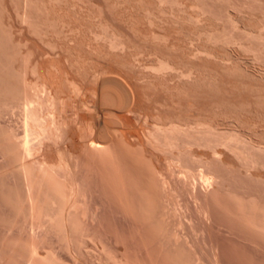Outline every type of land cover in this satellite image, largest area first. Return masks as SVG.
I'll return each instance as SVG.
<instances>
[{"label":"rangeland","instance_id":"obj_1","mask_svg":"<svg viewBox=\"0 0 264 264\" xmlns=\"http://www.w3.org/2000/svg\"><path fill=\"white\" fill-rule=\"evenodd\" d=\"M35 263L264 264V0H0V264Z\"/></svg>","mask_w":264,"mask_h":264},{"label":"bare ground","instance_id":"obj_2","mask_svg":"<svg viewBox=\"0 0 264 264\" xmlns=\"http://www.w3.org/2000/svg\"><path fill=\"white\" fill-rule=\"evenodd\" d=\"M162 63H163V62H162ZM162 63H161V64H162ZM164 63H165V62H164ZM163 65L166 66L167 64H162V65H161L162 67H159V66H158L160 71H163V70H166V69H167V68H165ZM168 66L170 67V65H168ZM168 66H167V67H168ZM163 67H164V69H163ZM169 67H168V69H169ZM160 68H162L163 70H161ZM157 70H158V69H157ZM159 70H158V71H159ZM40 85H44V84L42 83V84H40ZM46 85H47V84H46ZM9 87H10V86H9ZM16 89H17V87H16ZM12 91H13V90H12ZM42 92H43V90H42ZM46 93H47V92H46ZM50 93H51V92H50ZM23 95H25V94H23ZM45 95H46V94H45ZM47 95H48V94H47ZM47 95H46V96H47ZM49 96H52V95H49ZM49 96H48V97H49ZM27 98H28V97H27ZM7 99H8V98H7ZM31 99H34V98H31ZM39 99H40V97H39ZM36 100H37V99H36ZM30 101L32 102V100H30ZM50 101H51V100H50ZM50 101H49V102H50ZM54 101H55V100H54ZM26 102H29L28 99H27V101H24L23 103L25 104ZM33 102L35 103V100H34ZM39 102H40V101H39ZM49 102H48V103H49ZM3 103H4V102H3ZM21 104H22V103H21ZM29 104H30V103H29ZM31 104H33V103H31ZM31 104H30V105H31ZM46 104H47V103H46ZM54 104H55V102H54ZM47 105H48V104H47ZM55 105H56V104H55ZM133 106H134V105H133ZM51 109H52V108H51ZM23 111H24V110H23ZM31 111H32V110H31ZM26 113H27V112H26ZM52 113H53V112H52ZM32 116H33V115H32ZM37 116H38V115H37ZM35 120H36V119H35ZM52 120H54V119H52ZM52 120H51V121H52ZM36 121H37V120H36ZM54 121H55V120H54ZM45 124H46V123H45ZM45 124H44V125H45ZM55 125H56V124H55ZM48 126H49V125H48ZM171 126H172V125H171ZM173 127H174V126H173ZM175 127H177V126L175 125ZM166 128H167V127H166ZM169 128H171V127H169ZM160 129H161V128H160ZM181 129H182V128H181ZM170 130H171V129H170ZM169 133H170V131H169ZM110 139H111V138H110ZM170 144H171V143H170ZM171 146H172V145H171ZM103 147H104V146H103L101 143H97V142H93V141H92V143L90 144V148H91V150H94V151H96V152H101V151H103V150H102V149H104ZM16 149H17V148H16ZM16 155H17V154H16ZM22 159H24V158H22ZM15 161H16V160H15ZM21 161H22V160H21ZM19 163H20V161H18V164H19ZM24 163H26V161H25ZM24 163H22V164L20 163L19 165L16 164L15 167H17V168L19 167L20 169H22L21 171H22V172H25V173H26V176H29V177L31 178V175H32V174L34 175L35 172L32 173L33 170H31L30 172H31L32 174H30V173H29V170L31 169V167H27L28 165H26V164L24 165ZM17 165H18V166H17ZM38 166H40V165H38ZM46 166H47V165H46ZM19 168H18V169H19ZM48 168H49V167H48ZM48 168H47L46 171H48ZM20 169H19V170H20ZM17 171H18V170H17ZM42 171H43V172H41V173H44V172H45L44 174H42V175H43V179H42V181H43V182L46 181L47 183H48V182L50 183V181H51L52 178H49V176H51V175H49V174L47 175L48 172H46L45 169H43ZM49 171H50V170H49ZM19 172H20V171H19ZM37 172H38V171H37ZM23 174H24V173H23ZM34 176H36V175H34ZM34 176H33V177H34ZM47 176H48V177H47ZM37 177H40V176L37 174ZM53 177H54V176H53ZM202 177H203V176H202ZM208 177H209V176H208ZM208 177H207L206 179H208ZM46 178H48V179H46ZM38 179L41 180V178H38ZM38 179H36V181H39ZM49 179H50V180H49ZM206 179H205V180H206ZM27 180H28V178H27ZM34 180H35V179H34ZM47 180H49V181H47ZM52 180H53V179H52ZM30 181H31V180H30ZM42 181H41V183H42ZM54 181H55V179H54ZM26 182H27V181H26ZM33 182H34L33 185H35V183H38V182L32 181V183H33ZM39 182H40V181H39ZM55 182H56V181H55ZM55 182H53V183L55 184V185H53L54 187H51V190H52V192L54 193L53 195L55 196L53 200H55V202H57V203L59 204V208H60V210H61V209L64 210V209L68 208V207H66V206H68V204L72 203L71 200L74 199V198H73L74 195H73V196L67 195V194H66V193H68V191H66L67 189H66L64 186H61L60 183L58 184L57 182H56V183H55ZM207 182H209V181H207ZM28 183H29V182H28ZM47 183H46V184H47ZM211 183H212V182H211ZM211 183H210V184H211ZM43 184H44V183H43ZM50 184H52V182H51ZM31 185H32V184H31ZM33 185H32V186H33ZM59 185H60V186H59ZM32 186H31V187H32ZM30 189H31V188H30ZM65 189H66V190H65ZM64 190H65V191H64ZM70 190H71V189H70ZM70 190H69V191H70ZM72 191H73V190H72ZM28 192H29V191H28ZM65 192H66V193H65ZM68 194H69V193H68ZM70 194H74V193L72 192V193H70ZM53 195L50 194V196H53ZM69 196L72 197L73 199H72V198L70 199ZM47 197H49V196H47ZM10 198H11V197H10ZM45 200H46V203H47V199H45ZM48 200H49V199H48ZM53 200H52V203H53V204H57V203H55ZM69 201H70V202H69ZM43 202H44V201H43ZM68 202H69V203H68ZM28 203H29V202H28ZM49 203H50V202H49ZM74 204H75V203H74ZM52 206H53V205H52ZM56 206H57V208H58V205H56ZM56 206H55V207H56ZM48 207H49V206H48ZM50 207H51V206H50ZM50 207H49V209H50ZM53 207H54V206H53ZM73 207H74V206H73ZM73 207H72V208H73ZM39 208H40V207H39ZM74 208H75V207H74ZM30 209H31V208H30ZM35 209H36V208H35ZM39 210H40V209H39ZM46 210H47V209H46ZM46 210H45V211H46ZM58 210H59V209H58ZM62 210H61V211H62ZM30 211H31V210H30ZM45 211H44V212H45ZM64 211H65V210H64ZM47 212H49V210H47ZM47 212H46V213H47ZM59 212H60V211H59ZM33 213H34V212H33ZM39 213H40V211H39ZM50 213H51V212H50ZM50 213H48L47 215L49 216ZM61 213H62V212H61ZM61 213H60V214H61ZM40 214H41V213H40ZM62 214H63V213H62ZM63 215H64V214H63ZM31 216H32V215H31ZM42 216H44L43 213H42ZM49 217H50V216H49ZM58 217H59V216H58ZM47 218H48V217H47ZM52 219H53V217H52ZM58 220H59V219H58ZM47 221H48V220H47ZM50 221H52V220H50ZM53 221H54V224H55V220H54V219H53ZM62 221H63V220H62ZM59 222H60V221H59ZM51 223H52V222H51ZM57 224H58V223H57ZM61 227H62V226H61ZM29 256H30V255H29ZM35 259H36V258H35ZM42 260H43V259H42ZM46 260H47V259H46ZM31 262H32V261H31ZM35 264H36V263H35ZM48 264H49V263H48ZM52 264H53V263H52Z\"/></svg>","mask_w":264,"mask_h":264}]
</instances>
